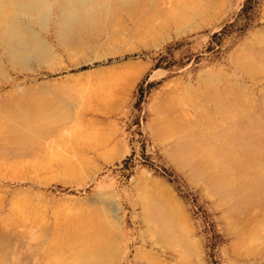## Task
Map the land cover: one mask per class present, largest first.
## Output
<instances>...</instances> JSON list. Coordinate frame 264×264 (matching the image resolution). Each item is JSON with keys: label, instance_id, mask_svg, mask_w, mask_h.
<instances>
[{"label": "rangeland", "instance_id": "rangeland-1", "mask_svg": "<svg viewBox=\"0 0 264 264\" xmlns=\"http://www.w3.org/2000/svg\"><path fill=\"white\" fill-rule=\"evenodd\" d=\"M168 1L147 0L139 15L115 14L113 37H86L87 47L71 52L51 21L44 31L35 26L52 47L51 62L12 65L0 46V105L22 113L40 101L67 114L35 146L19 149L0 135V264H54L50 236L87 210L112 222V264H264V211L233 220L206 177L175 158L185 140L217 144L202 114L212 109L202 80L222 96L247 89L248 107L264 118V72L248 76L236 61L260 57L264 67V0H196L212 9L180 24L168 16ZM159 120L163 128L182 120L191 133L157 135ZM160 186L180 205L179 232L161 229L160 202L150 201Z\"/></svg>", "mask_w": 264, "mask_h": 264}, {"label": "bare ground", "instance_id": "bare-ground-1", "mask_svg": "<svg viewBox=\"0 0 264 264\" xmlns=\"http://www.w3.org/2000/svg\"><path fill=\"white\" fill-rule=\"evenodd\" d=\"M145 2L147 0H0V46L6 51L5 55L12 65H15L14 63L23 65L31 58L51 62L55 58L52 47L41 37L35 26L38 30L44 31L48 29L51 21L53 35L58 44L67 52H71L74 49L87 47L88 43L85 41L98 34L109 31L112 36L111 28L115 14H117L116 18L118 13L134 15ZM168 2H171L173 7L168 16L170 15L171 20L178 24L195 16H206L213 6L209 2L198 3L196 0H180L178 4L175 0ZM174 3L177 4L176 7ZM114 37L117 39L115 34ZM259 58L239 54L236 61L246 75L255 76L256 73L264 72L261 58L259 62L257 61ZM202 88H205L208 101L212 104L211 111L202 110V114L217 144H208L199 138L185 140L184 145L177 149L175 158L180 164L188 166L195 176L206 177L209 190L220 195L222 202L229 204L233 220L236 221L241 215H247L253 209L262 212L264 211V118L254 113L255 107L251 110L248 107L249 94L245 88L238 85L233 87L234 89L226 88L222 96L212 87L211 79L202 80ZM39 102L32 106L31 111L22 113L13 110L9 104L0 105V135H7L10 142L18 143L19 149H24L35 146L40 137L48 134L54 121L56 123L57 120L67 118L65 112L51 113V108L48 106L50 104ZM163 121L159 120L154 128L152 126L157 135L191 133V130L182 124V120H167L170 123L165 121L164 128L161 127ZM66 172L70 174L74 171L69 167ZM159 189L157 194L153 195L155 198L150 201L160 202L157 211L159 210L163 221L161 229L167 234L176 229L178 225L176 217L182 221L181 208L176 198L168 195V189L162 186ZM145 202L148 203L146 200ZM21 205L13 209L16 215L23 212ZM110 224L112 225V222ZM110 224L104 221L97 210L71 215L63 230L58 227L50 236L52 242L48 247L54 257L49 254L48 256H51L50 259H53L54 264H68L67 255L74 259L71 264L114 263L116 261H114V233ZM116 225L113 224V228ZM179 228H177L178 232ZM151 230L155 231L154 227ZM0 239L2 245L4 240ZM186 246L190 253L191 245L187 243ZM152 262L155 264L159 260Z\"/></svg>", "mask_w": 264, "mask_h": 264}]
</instances>
